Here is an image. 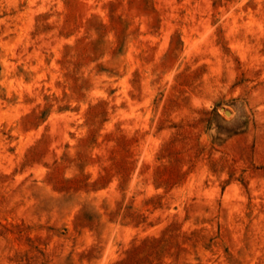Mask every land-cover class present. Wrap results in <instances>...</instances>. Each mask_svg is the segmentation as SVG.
Wrapping results in <instances>:
<instances>
[{
  "label": "rangeland",
  "instance_id": "1",
  "mask_svg": "<svg viewBox=\"0 0 264 264\" xmlns=\"http://www.w3.org/2000/svg\"><path fill=\"white\" fill-rule=\"evenodd\" d=\"M0 264H264V0H0Z\"/></svg>",
  "mask_w": 264,
  "mask_h": 264
}]
</instances>
